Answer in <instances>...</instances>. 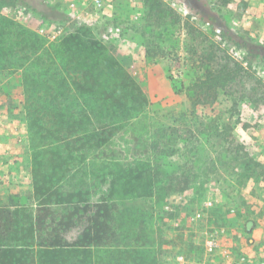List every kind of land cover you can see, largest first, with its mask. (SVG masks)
Listing matches in <instances>:
<instances>
[{"label":"rangeland","instance_id":"374dc122","mask_svg":"<svg viewBox=\"0 0 264 264\" xmlns=\"http://www.w3.org/2000/svg\"><path fill=\"white\" fill-rule=\"evenodd\" d=\"M43 1L69 14L70 23L92 27L135 80L136 102L146 100L142 111L122 121L105 149L110 168L138 161L159 166L152 197L124 198L115 211L113 226L122 248L137 249L149 264H176L179 254L190 264L204 259L239 264L241 256H264V168L246 166L244 151H237L238 142L264 165V91H253L249 77L242 80L245 97L240 91H220L215 101L193 105L187 92L178 91L212 49L211 41L218 43L219 62L230 55L246 67L251 63V71L264 79V0H162L175 10L176 19L183 18L180 23L170 18L167 29L148 12L145 0H101L99 8L93 0ZM2 12L51 42L70 27L23 6H4ZM187 16L191 30L184 24ZM148 17L155 20L154 35L147 29ZM223 22L239 44L213 32L212 27L221 31ZM151 39L156 57L147 56ZM255 49L258 57L251 54ZM0 82L9 92L0 98V112L8 115L0 126V144H9L8 153H0V203L17 195L15 201L33 207L32 148L22 88L18 77L0 73ZM74 171L71 185L88 181L86 171ZM83 226L70 229L66 237L76 238ZM213 229L220 231L221 247L208 254L205 240Z\"/></svg>","mask_w":264,"mask_h":264},{"label":"trees","instance_id":"16d2710c","mask_svg":"<svg viewBox=\"0 0 264 264\" xmlns=\"http://www.w3.org/2000/svg\"><path fill=\"white\" fill-rule=\"evenodd\" d=\"M145 3L164 29L172 24L170 18L173 23L183 20L176 19L175 10L162 0ZM10 5L38 12L48 21H73L43 0H0V73L18 77L22 88L36 200L33 207L17 201L0 205V264H149L137 249L122 248L113 224L122 199L152 197L159 166L138 161L110 168L105 157L122 121L142 111L146 100L136 102L135 80L88 24L74 21L58 41L51 42L4 14L3 7ZM148 19L147 29L154 35V19ZM187 19L184 24L191 30ZM212 28L216 35L239 44L226 22L221 31ZM153 44V39L147 43L148 57L158 56ZM211 45L178 90L187 92L193 105L215 101L220 91H240L245 97L244 77L253 81V91H264V79L251 71V63L246 67L230 55L219 62L218 43ZM255 51L251 54L258 57L259 50ZM237 151H244L246 166L264 168L243 144L237 142ZM74 169L86 171L88 181L71 185ZM60 207L64 212L58 214ZM81 223L79 235L69 240L66 232Z\"/></svg>","mask_w":264,"mask_h":264},{"label":"built area","instance_id":"2783aa9c","mask_svg":"<svg viewBox=\"0 0 264 264\" xmlns=\"http://www.w3.org/2000/svg\"><path fill=\"white\" fill-rule=\"evenodd\" d=\"M94 4L97 8L102 6L101 0H93ZM119 30V29H118ZM220 231L217 229H213L209 232L207 235V238L205 240V250L208 254H213L216 250H218L221 247L220 242ZM224 254L227 253L226 250H223ZM175 260L178 264H189L190 261L187 258V256L183 254H179L175 257ZM199 264H209L208 260L204 259L203 261H200ZM239 264H264V256H241Z\"/></svg>","mask_w":264,"mask_h":264},{"label":"crops","instance_id":"0c3cea01","mask_svg":"<svg viewBox=\"0 0 264 264\" xmlns=\"http://www.w3.org/2000/svg\"><path fill=\"white\" fill-rule=\"evenodd\" d=\"M0 98H5L7 95L6 94H8V91L6 90L5 91V86H6V84H5V82H0ZM1 87H3V89H1ZM21 87V86H20ZM3 98V99H4ZM6 117H8V115H7V113L6 112H4V111H1L0 112V126H1V124H2V122L4 121V120H6ZM9 144H5V145H1L0 144V153H2V151H3V153H5V154H7L8 153V150H9V146H8ZM32 197L35 199V196H34V192H33V186H32ZM10 198V199H9ZM9 198H7L6 200H3L1 203H0V205H3V204H10L11 203V199H13L14 200V202H15V200H17V199H19L20 197H18L17 195H13V196H9ZM9 199V200H8ZM23 203H24V201H23ZM175 262H176V260H175ZM176 264H178L177 262H176ZM190 264V263H189ZM191 264H193V263H191Z\"/></svg>","mask_w":264,"mask_h":264},{"label":"water","instance_id":"95a60500","mask_svg":"<svg viewBox=\"0 0 264 264\" xmlns=\"http://www.w3.org/2000/svg\"><path fill=\"white\" fill-rule=\"evenodd\" d=\"M252 225H253V222L252 221H249L247 223V229L250 230L252 228Z\"/></svg>","mask_w":264,"mask_h":264}]
</instances>
